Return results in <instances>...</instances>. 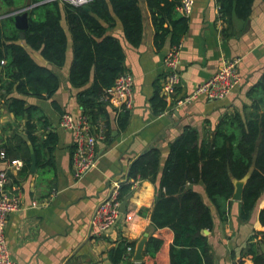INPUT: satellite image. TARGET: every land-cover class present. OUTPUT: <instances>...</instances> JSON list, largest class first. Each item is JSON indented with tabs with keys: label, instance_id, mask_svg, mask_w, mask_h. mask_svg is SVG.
Wrapping results in <instances>:
<instances>
[{
	"label": "crops",
	"instance_id": "0c3cea01",
	"mask_svg": "<svg viewBox=\"0 0 264 264\" xmlns=\"http://www.w3.org/2000/svg\"><path fill=\"white\" fill-rule=\"evenodd\" d=\"M139 4L144 25L139 47H133L128 42L123 24L115 14L114 25L110 26L103 21L107 34L117 37L125 51L126 71L135 77V104L129 110L127 127L120 129L117 123L120 110L105 101L109 111V124L105 125V121H102L106 128V138L97 142L96 166L81 178H77L73 171L72 133L60 124L65 112L75 115L82 113L77 101L78 89L70 83L73 40L65 12L62 25L68 36V47L62 67L46 60L41 50L32 48L20 36V43L32 58L58 74L60 88L51 99L25 97L29 104L39 107L38 116L49 120L48 130L52 129L57 133L58 141L52 167H39L37 160L35 172L31 169L28 174H22L21 170L10 171V175L18 180L22 207L8 220L6 240L18 264H112L108 259L111 248L123 238L135 241L137 246L146 233L148 239L151 235L163 239L162 248L155 257L144 254L142 260L134 259L135 248L132 250L130 263L170 264L169 248L173 233L168 228L155 229L152 225L151 212L157 193L156 185L152 182L138 180L134 183L128 194L130 198L125 211H122L119 222L108 231L100 234L91 231L92 214L116 185L121 189L122 185L132 181L129 175L130 165L143 152L157 146L161 151L163 168L170 142L186 126L197 128L201 138L211 136L224 115L236 110L242 111L244 105L250 103L248 90L264 71V0L254 1L248 20L235 19L231 23L222 17L218 0H195L193 11L188 16V31L179 43L182 83L173 100L166 101V108L159 114L152 111L151 98L157 85L161 87L163 96L162 87L167 75L165 59L172 45L168 38L161 49L157 48L150 9L146 0H139ZM24 7L18 10L11 7L12 13L19 12ZM235 57L241 58V81L228 97L209 100L201 96L175 107L176 100L209 79L226 60ZM9 124H17L14 114L5 108V103L0 99L2 140H7L14 133L15 128ZM31 146L30 144V155ZM14 155V158L22 159L19 152ZM5 167L6 164L0 157V172ZM194 188L212 209L214 226L206 234L214 264H253L252 256L246 255V250L254 230L263 229L259 212L264 207V194L250 220H240L239 201L234 200L228 219L223 221L208 198L204 186L198 184ZM125 197H121L122 203ZM142 209L145 211L142 212ZM129 213H133L130 221L126 219Z\"/></svg>",
	"mask_w": 264,
	"mask_h": 264
},
{
	"label": "trees",
	"instance_id": "16d2710c",
	"mask_svg": "<svg viewBox=\"0 0 264 264\" xmlns=\"http://www.w3.org/2000/svg\"><path fill=\"white\" fill-rule=\"evenodd\" d=\"M254 1L218 0V3L222 17L231 23L235 19L248 20ZM146 2L155 27L157 48L161 49L168 38L172 46L181 43L189 28L188 17L177 10L182 0ZM24 3L26 0H0V99L17 123L9 124L15 129L7 140H2L0 135V151L4 150L10 158L19 152L24 161L21 173L28 174L30 144L37 155L38 166L52 167L58 135L48 130L49 120L38 116L39 107L29 104L25 97L53 98L60 88V78L54 70L38 64L20 43L15 14H9L11 7L18 10ZM32 4L35 6L29 9L31 24L26 30L25 42L41 50L46 60L62 67L68 47V36L62 25L65 12L73 40L70 83L78 89L77 101L82 113L94 124L105 121L108 125L109 111L101 97L126 71V55L119 39L107 34L103 21L114 25L115 14L123 24L128 42L139 47L144 33L139 0H92L86 6L61 4L58 0H32ZM247 96L250 103L244 105L242 111L235 109L224 115L211 136L201 138L197 128L186 126L170 142L163 168L157 146L130 165L132 181L122 185L121 197L128 195L138 180L156 185L151 221L155 229L168 228L173 233L170 264H214L206 234L214 226L212 209L194 186H204L223 221L228 219L234 202L235 180L249 175L239 201L241 221L250 220L264 194V71ZM166 106L161 87L157 85L151 98L152 111L159 114ZM129 116V110L118 113L120 129L127 127ZM11 177L17 184L18 180ZM259 221L263 229L254 230L246 250L253 264H264V207L259 212ZM163 243V239L151 235L145 255L155 257ZM135 246V241L123 238L108 251V259L112 264H132L130 259Z\"/></svg>",
	"mask_w": 264,
	"mask_h": 264
},
{
	"label": "built area",
	"instance_id": "2783aa9c",
	"mask_svg": "<svg viewBox=\"0 0 264 264\" xmlns=\"http://www.w3.org/2000/svg\"><path fill=\"white\" fill-rule=\"evenodd\" d=\"M73 6H86L92 0H58ZM195 4V0H182L178 11L188 17ZM18 13V12H16ZM181 44L172 46L166 56L165 64L167 75L163 82L162 94L167 102L173 100L181 85L180 67ZM240 57L226 60L223 65L209 79L198 85L193 91L184 94L176 100L175 107L185 105L194 99L204 96L209 100H220L228 97L241 81ZM101 100L114 105L117 109L130 110L135 104V77L129 71L118 76L115 85L107 90ZM60 124L62 128L72 133V144L74 147L72 166L77 178L83 177L94 168L98 161L96 150L97 142L106 138L104 123L94 124L88 115L81 113L75 115L65 112ZM0 157L4 160L6 167L0 172V264H18L6 240V227L10 216L22 207L20 188L10 176V171L21 170L24 161L19 158L7 157L4 150L0 151ZM121 189L116 185L110 195L103 199L95 209L90 219V229L93 233H104L114 227L120 220ZM127 220L133 219V213L126 215Z\"/></svg>",
	"mask_w": 264,
	"mask_h": 264
},
{
	"label": "water",
	"instance_id": "95a60500",
	"mask_svg": "<svg viewBox=\"0 0 264 264\" xmlns=\"http://www.w3.org/2000/svg\"><path fill=\"white\" fill-rule=\"evenodd\" d=\"M33 6L35 5L32 4V0H27L26 6L22 10H19L18 13L15 14V25L17 29L21 31L20 36L23 39L26 38V30L31 24L29 20V9H31ZM144 153L145 152H143L142 154ZM31 159H32L31 160V170L32 172H35L37 169V156L32 146H31ZM248 176L249 175H247L241 180H235L236 189L233 195V200L241 201L244 185L248 179ZM129 198H130V195H127L125 197L122 203V211H125ZM147 241H148V234L146 233L142 237V239H140V241L137 243L135 254H134L135 260H142L144 258L145 245Z\"/></svg>",
	"mask_w": 264,
	"mask_h": 264
},
{
	"label": "rangeland",
	"instance_id": "374dc122",
	"mask_svg": "<svg viewBox=\"0 0 264 264\" xmlns=\"http://www.w3.org/2000/svg\"><path fill=\"white\" fill-rule=\"evenodd\" d=\"M25 6V3L21 5V7H24ZM6 11H9V9L5 8ZM12 9H10L11 11ZM12 15L16 14V12L12 13V11L10 12Z\"/></svg>",
	"mask_w": 264,
	"mask_h": 264
}]
</instances>
